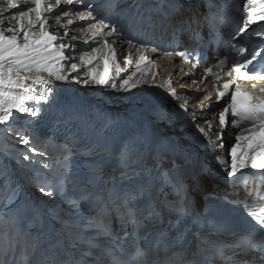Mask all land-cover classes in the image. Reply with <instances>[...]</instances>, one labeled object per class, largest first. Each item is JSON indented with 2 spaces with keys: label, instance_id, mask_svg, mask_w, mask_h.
<instances>
[{
  "label": "snow or ice",
  "instance_id": "1",
  "mask_svg": "<svg viewBox=\"0 0 264 264\" xmlns=\"http://www.w3.org/2000/svg\"><path fill=\"white\" fill-rule=\"evenodd\" d=\"M4 3L6 7H0V125L8 126L10 118H16L14 113L19 114L21 119L28 118L29 122L38 120L52 105L59 86L58 82L65 83L71 80L101 88L110 86L114 90L130 93L144 82L142 78L147 74V70L156 68L152 73L153 78L159 73L160 66L156 65L155 59L149 57L147 54L149 51L152 53L163 51L165 57L175 56L183 63L191 62L192 70L200 68L203 64V36L199 31L200 21L196 17L190 20L176 19L180 9L178 0H168L169 11L163 14V19L155 21L151 16H144L141 4L125 3V0H106L107 7L111 9L115 18L102 16L92 0H30L31 6L26 8H22L17 0H4ZM25 4H29V0H25ZM62 5L69 7L57 11ZM244 7L247 18L236 35L246 34L251 25L264 21V0H246ZM11 10L16 11L12 13ZM207 19L211 27L210 37H213L215 27L211 25V20L215 19V14L209 12ZM50 20H54L55 25L50 24ZM76 20L84 22L76 31L86 37L82 41L85 48L79 55V63L76 62L75 57L77 45L64 40V37L69 35L70 26ZM145 25L153 33L158 30H162L164 34L170 33L175 43L165 49L155 44L149 47L150 42L130 35L133 31L142 32ZM59 28L64 29V37L50 31V29L58 31ZM185 31L189 39L199 45L198 47H180L179 34ZM126 32L129 35H126ZM253 35L264 37V32L255 31ZM71 39L78 40V36L72 35ZM121 41L129 45L128 55L123 57L119 55L117 48ZM132 49L139 52V59L134 65L135 71L131 70L134 63ZM68 51L73 55H66ZM232 51L236 54L234 57L231 56ZM258 58L264 59V47L248 48L239 44H230L229 56L221 58L217 55L214 61L213 67L220 69V72L213 73L212 68H204V80L208 76H212L216 81H220L225 75L228 77L226 82L213 85L216 89L217 103L223 101V107L217 113L220 148L224 150L225 155L231 156L229 167L223 156L218 154L219 164L227 172L229 179L244 175V170H260L252 172L253 177L258 176V185L253 189H246L248 195L255 193L251 205L247 198L227 201L235 207H242L254 224L240 232H233L230 241L218 242L211 255L208 254V250L201 248L193 254L200 259L187 261L177 252L183 244V236L188 227L184 224L181 228L182 222L188 215L186 197L182 198L178 205L177 202L167 198L158 204L152 195L153 170L144 157L135 152L127 141L108 161L110 171L105 172L104 161L96 159L102 155L103 146L99 139L91 138V133L95 132L97 137L102 136L109 127L107 123L98 131L95 129L90 131L88 121L79 118L80 123L75 131L69 127L67 134L58 145L62 153V170L54 182L37 184L38 191L46 197L59 194L73 205L78 204L80 200L88 199L94 193H108V200L98 209L91 226L98 228L101 235H111L107 222L110 215L109 204H111V211L119 217L123 236H130L131 243L137 250L136 264H212L216 259L231 260L230 252L248 257L238 264H264V162H257L258 159L264 161V156L259 155L264 152V70L256 69L255 62H258ZM121 59L124 68L120 66ZM181 72L183 73L184 70L181 69ZM138 74L140 78H137ZM184 74L188 75V73ZM237 81L252 83L250 87H242ZM191 83L197 87L200 85V81L196 79H192ZM164 84L168 87L169 94L177 97L176 102L179 103L180 108L187 112V100H179L177 92L172 87L171 75ZM205 107V103L201 101V112ZM192 115L196 117L198 113L193 111ZM71 119L69 118L67 123L70 124ZM229 123L232 128L249 133L236 135L235 142H230V150L225 148L223 143V134ZM204 124L207 125L208 130L205 131V128L197 124L196 132L212 144L210 133L214 131L213 124L210 120H205ZM18 135L19 143L27 146L28 152H37V149L31 145L27 133H18ZM39 154L46 155V153ZM23 159L28 161L31 157L26 153ZM152 159H162L161 154L155 153ZM43 167L50 169L51 165L45 163ZM74 169L79 174H75ZM203 175L206 173L192 174L187 179L193 186L199 187ZM117 181L124 185L118 191ZM5 184L6 190L11 192V199H15L19 185L12 187L7 179ZM69 185L79 186L81 195L78 199L68 197ZM109 185L112 187L109 188ZM187 187L188 185L183 182L179 186H173L178 195L186 192ZM173 216L176 218L172 219ZM165 224L167 228L162 227ZM153 231L156 232V239L150 244L145 243ZM39 247L40 245L33 241L31 254L34 255ZM88 249L78 256L65 249L63 256L67 258H62L56 252L42 255L39 264H101L92 249L109 251L92 241L88 242ZM22 251L25 253L24 264H32L27 243L22 246ZM16 252L15 243L6 245L3 251L4 258L0 259V264H13ZM149 253L154 259H147ZM255 253H259V256L257 257ZM85 256L91 259L84 260Z\"/></svg>",
  "mask_w": 264,
  "mask_h": 264
},
{
  "label": "bare ground",
  "instance_id": "2",
  "mask_svg": "<svg viewBox=\"0 0 264 264\" xmlns=\"http://www.w3.org/2000/svg\"><path fill=\"white\" fill-rule=\"evenodd\" d=\"M21 2V6L23 4V0H17V3L19 4ZM30 5V0L29 4ZM62 9V7H61ZM59 9V11L61 10ZM101 15L102 12L98 11ZM194 17V16H193ZM84 22L76 20L72 26H70V35L72 34H80L76 31L77 27ZM82 35V34H80ZM83 39H86L83 38ZM119 55L121 57L128 55V48L129 45L121 41V44L117 46ZM150 58L155 59L156 65L160 66L159 73L153 78L152 73L156 71L155 67H152L150 70H147V74L142 78L144 82L140 83L137 88H140L139 97L137 99H130L129 95L126 92L121 91L120 94L118 91L111 92L107 95L101 96L99 93L103 92L104 88H101L99 86L95 85H88L89 92H95L98 94V96L102 97L101 102H105L108 107L113 108L118 111H125L127 118L129 119H141L143 116L139 112V108H142L144 105V102L142 101V96H149L151 91H154L158 93L161 97L162 103L164 105L163 112H166L164 117L163 116H157L154 119V124L157 127H161L162 130L169 132L173 134L175 137L180 138L183 140V137L187 136L188 134H193V128L196 127L198 124L200 127L205 128V131H207V125L204 124L205 120H210L213 124L214 131L210 133V138L213 141L212 145L215 149H217V145L221 143L220 137L218 135L219 133V125L217 122V118L215 115L216 109L219 107V105L215 104L213 100L216 97V89L213 87V85H217L214 83L211 78L208 76L206 80L203 79L205 76V73L202 71L196 69L192 70L190 64H185L179 62L177 59L173 57H165L163 55H160L157 53L148 52L147 53ZM132 55H133V68L132 71H135V61L139 59V52H137L135 49H132ZM120 66L122 68L125 67L123 64V60H120ZM101 67H102V61H101ZM208 67H212V65H208ZM181 69L184 70V72H181ZM217 71V69H215ZM184 73H188V75H185ZM123 75V74H122ZM171 75L172 79V87L175 89V91L178 94V98L180 101L187 100V115L190 119V125L188 127L184 126L183 123L180 121V115L173 113L174 110H182L179 106V103L176 102L177 97H173L169 94L168 87L164 84V82L169 78ZM137 78H140L139 74ZM192 79H196L200 81L199 87L193 86L191 83ZM58 88L56 95H63L67 98H74L75 100H90L89 97H85V94L83 91L78 90L76 88H83L85 89V85L82 86V83H75L71 80L60 83L58 82ZM211 99H208V98ZM203 101L206 105V110L201 112L200 109V103ZM210 105V107H207ZM195 111L198 113L196 117H193L192 112ZM15 120H10V125L15 126L16 128L19 127V125H22L23 122L21 118H19V114L14 113ZM13 119V118H12ZM195 120V123L193 121ZM3 126L0 125V132H2ZM21 133H25L26 131L20 130ZM230 129L227 127L223 134V143L225 145L226 140L230 137ZM203 141H207L208 139L204 138ZM45 140L39 141L40 144L44 143ZM3 145V143H2ZM194 145V144H189ZM3 150L5 152V149L3 147ZM204 154L206 155L209 162H212L216 164L218 162L217 155L223 156L225 159L224 150H216L215 153H210L208 150H203ZM50 156L53 157V153H50ZM13 158L17 159L18 161H24L20 156H16L15 154L12 155ZM211 164V169L214 171V179L211 178H201V183L199 187H195L190 183V185L195 189V195L194 198L197 199L202 192H207L212 190L214 183H218L220 181L221 177H225L227 172L222 169L219 165ZM54 205H51L50 208H54Z\"/></svg>",
  "mask_w": 264,
  "mask_h": 264
},
{
  "label": "rangeland",
  "instance_id": "3",
  "mask_svg": "<svg viewBox=\"0 0 264 264\" xmlns=\"http://www.w3.org/2000/svg\"><path fill=\"white\" fill-rule=\"evenodd\" d=\"M2 1L3 0H0V3H2ZM19 4H21V2ZM76 89L83 91V88H76ZM5 131H6L4 134L6 137L5 147L9 151V153H12V151L14 150H19V152H23V156H24V154H26V150H23L22 148H27V146L19 143V139H20V136L18 135L19 131L12 126L6 128Z\"/></svg>",
  "mask_w": 264,
  "mask_h": 264
}]
</instances>
